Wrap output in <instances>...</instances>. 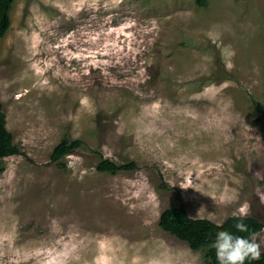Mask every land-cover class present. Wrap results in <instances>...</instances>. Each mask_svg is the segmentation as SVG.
I'll list each match as a JSON object with an SVG mask.
<instances>
[{
    "label": "rangeland",
    "instance_id": "obj_1",
    "mask_svg": "<svg viewBox=\"0 0 264 264\" xmlns=\"http://www.w3.org/2000/svg\"><path fill=\"white\" fill-rule=\"evenodd\" d=\"M10 18L0 264H204L159 227L176 192L191 217L264 223V0H15ZM65 137L84 148L53 160ZM97 152L137 168L99 172Z\"/></svg>",
    "mask_w": 264,
    "mask_h": 264
},
{
    "label": "trees",
    "instance_id": "obj_2",
    "mask_svg": "<svg viewBox=\"0 0 264 264\" xmlns=\"http://www.w3.org/2000/svg\"><path fill=\"white\" fill-rule=\"evenodd\" d=\"M15 0H0V37H3L10 28V11ZM199 5L205 6L207 0H197ZM256 109L261 113V117L256 119L257 124H261L264 119V106L259 101H254ZM84 148L81 140H73L65 137L54 149L51 154L53 160H59L76 148ZM18 153V148L14 143L13 134L7 128V116L4 105L0 100V161L8 156ZM97 170L102 173L117 174L121 171H132L137 168L135 162L118 164L117 162L104 157L100 152L96 153ZM167 186V185H165ZM177 204L162 211L159 218V227L174 234L178 239L186 241L194 250L203 252L204 264H218L215 249L211 247L215 241L216 234L220 231H228L234 235L248 237L250 233H258L264 227V223L253 216H246L244 223L247 224L249 232H237L234 225L236 218L241 215H232L225 219L221 224L213 222L207 218L191 217L179 192L175 193ZM245 264H264V254L259 261L248 260Z\"/></svg>",
    "mask_w": 264,
    "mask_h": 264
},
{
    "label": "clouds",
    "instance_id": "obj_3",
    "mask_svg": "<svg viewBox=\"0 0 264 264\" xmlns=\"http://www.w3.org/2000/svg\"><path fill=\"white\" fill-rule=\"evenodd\" d=\"M246 213L236 218L234 225L237 232H249L247 224L243 221ZM262 243L258 241L256 233H250L248 237L234 235L228 231H220L216 234L211 247L215 249L218 264H245L246 261H259L262 254ZM149 264H160L157 260L149 261Z\"/></svg>",
    "mask_w": 264,
    "mask_h": 264
}]
</instances>
